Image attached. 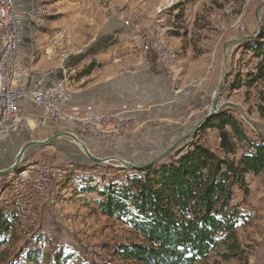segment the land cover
Returning a JSON list of instances; mask_svg holds the SVG:
<instances>
[{
    "label": "rangeland",
    "instance_id": "obj_1",
    "mask_svg": "<svg viewBox=\"0 0 264 264\" xmlns=\"http://www.w3.org/2000/svg\"><path fill=\"white\" fill-rule=\"evenodd\" d=\"M263 1L130 0L118 6L110 0L115 11L125 10L130 14L124 19L127 34L137 24V20L128 24L130 17L135 16L130 11L137 8L150 17L152 23L156 21L165 28L166 36L173 42L171 46L160 38L141 35L149 37L151 45L159 43L170 51L169 67L158 64L171 96L154 111L146 102L144 111L137 113L136 128L124 135L109 140L85 134L77 137L99 158L119 157L129 162L147 163L160 155L209 112L220 79L225 41L236 36H253L259 27L264 33V3L259 22L255 14ZM54 33L47 34L46 38L54 37ZM88 36L84 35L83 39L87 41ZM71 37L69 33L68 41L56 45L47 58L59 54L61 63L63 55L75 49ZM112 37L111 43L116 40V36ZM249 43L251 40H240L228 46L225 76L217 100L219 107L232 103L233 107H226L220 113L233 116L247 138L259 142L264 138V80L234 87V82L244 80L254 71L257 60L252 56ZM88 49L82 53H87ZM140 51L146 58L141 45ZM209 76L212 84L207 93L203 85ZM34 109L40 116L41 109ZM61 131L65 130L28 121L9 135L6 151L0 156V170L13 164L25 143L44 140ZM191 143L201 144L229 159H238L247 146V142L236 139L228 127L197 131L178 151L186 150ZM176 153L168 155L161 163L176 158ZM42 171L48 173L41 189L34 186V181L21 182L22 173L37 177ZM137 173L115 160L91 161L68 137L29 147L18 170L0 177V264H130L115 251L119 245L140 242V235L126 220L101 215L96 201L102 199L99 193L109 184L124 183L127 177ZM231 205L238 213L235 224L238 250L229 252L221 241L223 234H218L213 249L195 264H264V173L247 174L246 191L235 187ZM228 253L230 256L225 258Z\"/></svg>",
    "mask_w": 264,
    "mask_h": 264
},
{
    "label": "trees",
    "instance_id": "obj_2",
    "mask_svg": "<svg viewBox=\"0 0 264 264\" xmlns=\"http://www.w3.org/2000/svg\"><path fill=\"white\" fill-rule=\"evenodd\" d=\"M257 60L254 71L234 87L264 80V33L250 39ZM228 127L247 142L238 159L220 157L211 149L191 143L176 158L109 184L96 201L101 215L126 220L141 241L119 245L115 253L130 264H195L217 243L218 234L227 250H238L235 234L237 211L231 205L234 188L246 191V175L264 173V138H247L240 123L227 113L209 119L198 131ZM195 135V134H194ZM225 258L230 253L224 255ZM4 264H14L12 262Z\"/></svg>",
    "mask_w": 264,
    "mask_h": 264
},
{
    "label": "crops",
    "instance_id": "obj_3",
    "mask_svg": "<svg viewBox=\"0 0 264 264\" xmlns=\"http://www.w3.org/2000/svg\"><path fill=\"white\" fill-rule=\"evenodd\" d=\"M128 1L130 0H114L118 6H124ZM15 2L23 11L37 8L44 11L43 14H38V24L42 23V27H36L26 18L23 19L19 42V59L22 64L42 70L44 73L58 70L59 54L50 59L44 57L46 35L59 29H66L72 35L71 42L76 53L68 62L75 68V72L71 74L73 76L71 87L75 91L74 101L80 103L129 101L142 105L148 102L153 107L152 111L159 104L168 101L171 94L162 79L160 66L154 56L148 55L145 58L142 55L140 40L136 35L149 34L170 43V46L173 42L166 36L165 28L161 27L163 25L156 21L152 23L150 17L148 18L140 8L130 11L137 16V24H134L131 32L127 34L128 28L124 19L130 14L125 10L115 11L110 0H15ZM84 35H89L87 41L83 39ZM110 35L116 36L115 42L111 43ZM125 37H128L127 40L122 41ZM87 48L88 52L82 53ZM80 77L85 78L82 84L78 83ZM59 78L60 70L51 77L50 82H56ZM211 78L209 76L203 85V90L207 93L212 84L209 81ZM33 106L26 105L34 112L32 114L37 116L34 109L36 106L34 108ZM30 122L35 123L33 120Z\"/></svg>",
    "mask_w": 264,
    "mask_h": 264
},
{
    "label": "built area",
    "instance_id": "obj_4",
    "mask_svg": "<svg viewBox=\"0 0 264 264\" xmlns=\"http://www.w3.org/2000/svg\"><path fill=\"white\" fill-rule=\"evenodd\" d=\"M43 9L23 11L15 0H0V156L6 151V142L11 133L18 131L33 120L35 123L55 129H64L74 135L85 134L93 138L109 140L128 133L138 124L137 113L144 111L141 103L129 101L88 102L74 101L75 92L65 89V73L74 68L68 59L76 53L70 49L63 55L58 70L52 73L33 72V68L24 65L19 59V42L23 19L26 18L36 27L38 14ZM137 20L130 17L128 24ZM68 31L62 35L45 38L46 53L51 56L56 45L68 41ZM143 53L152 55L162 65L159 54L154 51L147 36L138 33ZM60 70V78L50 82L51 77ZM27 104L41 109L40 116H34L26 107ZM219 105V102H218ZM211 108V107H210ZM47 171L31 174L21 179L22 183L34 181L35 187L41 189L46 181Z\"/></svg>",
    "mask_w": 264,
    "mask_h": 264
},
{
    "label": "water",
    "instance_id": "obj_5",
    "mask_svg": "<svg viewBox=\"0 0 264 264\" xmlns=\"http://www.w3.org/2000/svg\"><path fill=\"white\" fill-rule=\"evenodd\" d=\"M263 3H264V1L258 5V7L256 8V11H255L256 18H257L258 22L260 21V8H261ZM259 33H260V27L258 29L257 34H255L253 36H251V35L236 36L232 39L225 41V43L223 44V57H222L220 79H219L218 85L214 91V95H213V99H212V105H211L209 112L204 117H202L193 127H191V129L188 132H186L184 135H182L172 145H170L165 151H163L160 155H158L157 157H155L151 161H149L147 163H134V162L126 161V160L121 159L119 157L99 158V157L94 156L90 152L88 147L85 145V143L81 139H79L76 135H74L73 133L67 132V131H61V132H57V133L50 135L49 137H47L44 140H37V141L32 140V141L25 143L18 150L13 164L6 169L0 170V177L8 175V174L18 170L19 165L22 161L23 155L29 147L34 146V145H47L50 142H52L56 139H59L61 137H68V138L72 139L76 144H78L80 146L83 154L88 159H90L91 161H94L97 163H105V162H108L111 160H115V161L119 162L121 164V166L130 168L131 170H135V171H147L150 168H154L157 164L161 163V161L164 158H166L168 155L172 154L173 152L180 150L182 148V144L189 137L193 136L209 119L218 115L226 107H231V106L233 107L232 103H226L224 106L219 107L218 106V100H217L219 92L221 90L223 80H224V76H225V65H226V61H227L228 46L230 44L236 42V41L250 40L252 38H256Z\"/></svg>",
    "mask_w": 264,
    "mask_h": 264
},
{
    "label": "bare ground",
    "instance_id": "obj_6",
    "mask_svg": "<svg viewBox=\"0 0 264 264\" xmlns=\"http://www.w3.org/2000/svg\"><path fill=\"white\" fill-rule=\"evenodd\" d=\"M63 34V29H59L55 31L53 34L55 38V35H62ZM50 37V36H49ZM64 42V41H63ZM67 42V41H66ZM65 44V43H64ZM67 44V43H66ZM154 46V51L156 54H159V58L164 66H167V63L170 62L171 54L169 49H166L165 47H162L159 43L152 44ZM55 48V47H54ZM53 48V49H54ZM57 48V47H56ZM53 52V51H52ZM46 53V52H45ZM33 72H39V73H44L42 70L39 69H33ZM75 72V68L72 70H69L68 72L65 73V89H71V91H74V89L71 87V81L72 77L71 74ZM80 83L84 80H78ZM75 92V91H74ZM106 163V162H105ZM20 174V173H19ZM22 177H25V173H22Z\"/></svg>",
    "mask_w": 264,
    "mask_h": 264
}]
</instances>
